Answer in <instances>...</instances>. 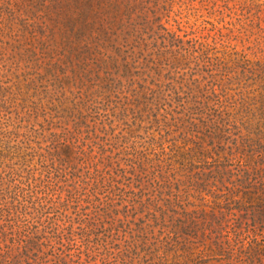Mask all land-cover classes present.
I'll list each match as a JSON object with an SVG mask.
<instances>
[{
    "label": "rangeland",
    "instance_id": "rangeland-1",
    "mask_svg": "<svg viewBox=\"0 0 264 264\" xmlns=\"http://www.w3.org/2000/svg\"><path fill=\"white\" fill-rule=\"evenodd\" d=\"M0 264H264V0H0Z\"/></svg>",
    "mask_w": 264,
    "mask_h": 264
},
{
    "label": "trees",
    "instance_id": "trees-1",
    "mask_svg": "<svg viewBox=\"0 0 264 264\" xmlns=\"http://www.w3.org/2000/svg\"><path fill=\"white\" fill-rule=\"evenodd\" d=\"M75 28H77L76 30H78V33H82L83 34L89 30V31H92L94 30L95 26H96V23L93 24L91 23L90 21L88 22L86 19H81L79 18L76 22H74V25H73ZM102 27V24H100V28ZM103 28V27H102ZM107 33V31L105 32ZM107 42H110L112 39L110 37L107 36Z\"/></svg>",
    "mask_w": 264,
    "mask_h": 264
}]
</instances>
